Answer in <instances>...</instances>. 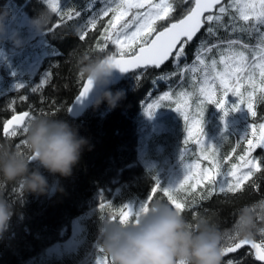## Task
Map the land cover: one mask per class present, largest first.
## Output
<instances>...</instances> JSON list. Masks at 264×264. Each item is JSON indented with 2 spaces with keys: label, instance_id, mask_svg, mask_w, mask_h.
I'll list each match as a JSON object with an SVG mask.
<instances>
[{
  "label": "trees",
  "instance_id": "16d2710c",
  "mask_svg": "<svg viewBox=\"0 0 264 264\" xmlns=\"http://www.w3.org/2000/svg\"><path fill=\"white\" fill-rule=\"evenodd\" d=\"M8 1L0 0V7L7 5ZM14 1L21 8H26L32 18L47 7L44 0ZM88 2L89 0H71L64 4L68 7L62 10L76 8L82 14L78 20H74L70 24L79 23L89 18L91 9L88 7ZM173 3L177 8V12L173 13L175 19L180 18V12L183 9L192 6L191 2L185 5L180 0H173ZM231 11L234 14V10ZM110 18L111 13L108 17L99 18L96 28L90 29L85 41L79 40L74 31H69L68 25H62L56 31H41L40 36H37L36 39L43 40L46 43L44 46L50 49L42 59L38 71L22 88L0 93V122H6L13 115H21L25 111L31 112L34 116L62 119L75 125L79 134L87 137L92 145L90 151L84 150L79 163L69 177L52 175L46 170L40 169L48 181L49 187L46 194L37 195L32 192H24L18 184L13 183L4 182L0 185V194H3L13 204L14 209L9 227L0 238V264H94L99 261L101 255H105L99 252L98 226L105 220H111L113 213L123 209V205L131 203L136 209L140 202L147 201L150 206L156 201H161L174 207L162 192L152 193L151 189L157 187L156 181H159L161 187H169L166 176L167 168L176 160L183 159L178 157L179 152L170 159L168 153H172V151L169 146L167 156L156 164L149 165L144 162V165L140 162V137L144 128L151 126L150 117L145 116L144 108L165 92L179 93L183 90L189 91L193 100L198 103V87H193L194 83L198 84L197 79L193 81L195 73H186V76L183 77L174 76L172 80L161 79L163 74L174 71V65L169 62L161 69H149L138 80L137 73L140 72L138 69L111 86L113 92L119 89L125 93L124 98L115 109H109L105 102L99 107H89L78 118H73L67 111L79 92L82 81L85 80L80 77L78 71L81 59L85 56L97 58L109 54L119 55L116 47L110 43L103 53L96 50L97 43L103 40V29L107 26V20ZM52 21L49 27L61 23L60 17L54 13ZM224 23L229 24L227 16L224 17ZM235 24L237 28L247 26L238 17ZM261 31H264V27ZM237 35L242 36L245 39L243 43L249 44L253 50L260 43L259 34L255 31L251 36L247 32H232L231 25L227 31L220 29L217 35L209 40L211 42L226 41L235 39ZM200 36H203V31ZM190 46L187 49L189 64L194 60L193 53L197 42H193ZM221 47H226V44ZM247 53L251 55L250 52ZM208 55L219 59L215 49ZM1 67L2 64H0ZM50 72H52V76L49 82L44 84L40 91L33 94L32 89L39 86L41 80L45 79ZM181 80H183L182 85ZM259 96L260 93L257 92V101L254 107L257 116L251 117L247 113L249 124L264 123V102L259 100ZM21 97H27V99L22 100ZM175 99L174 96L173 100ZM230 99L233 104L238 102L237 98L232 96ZM164 103L167 105L170 102L165 101ZM207 106L211 113L214 109L213 104ZM174 107L175 103H171L170 107L164 106V109H173ZM41 108H43V112L40 111ZM240 108L247 110L243 105ZM174 116L175 114L168 113L162 117V120L174 121ZM218 123L220 122L218 121ZM166 131L169 132L168 128ZM222 131L227 133L221 138L220 158L222 160L226 156L230 158L225 166L224 170H226L231 163L238 162L236 156L243 154L246 145L241 141V146L236 147L238 140L242 138L235 130L234 132ZM25 137L17 136L7 139L0 135V144H7L17 150L16 146ZM234 148L235 152H233ZM20 151L21 154H25L27 147H22ZM253 155H264V149H256ZM164 160H166V164H160ZM186 160L185 156L184 161ZM202 166L206 167L205 161L202 162ZM218 179L223 180L224 178L219 177ZM204 183L206 184V182ZM257 183L261 184L260 191L254 190V185ZM201 194L207 195V188L201 185H197L192 193L181 194L189 202L195 201L194 207L190 210L186 209L182 215L194 227L198 225L200 219H206L217 226L224 236L226 232L233 230L237 212L242 206L254 205L264 200V172L253 177L245 184L243 191L235 194L227 196L214 194L209 199H200ZM101 203L105 205L104 209L100 208ZM87 212L89 213L83 222L77 246L70 250H63L62 253L56 251L49 253L50 248L57 244L61 245L70 236L73 221ZM130 220H134V218H130ZM262 228H264V222L258 221L254 239L259 242L264 238L259 232V229ZM249 252L252 255H248ZM230 257H241L245 259L246 264H264V262L254 259V252L250 247H245L238 253L224 257L223 264H226V260Z\"/></svg>",
  "mask_w": 264,
  "mask_h": 264
},
{
  "label": "snow or ice",
  "instance_id": "6c2138e0",
  "mask_svg": "<svg viewBox=\"0 0 264 264\" xmlns=\"http://www.w3.org/2000/svg\"><path fill=\"white\" fill-rule=\"evenodd\" d=\"M91 2L102 6L88 19L70 24L82 16L78 9L62 10L60 0H45L48 8L61 20L60 24L49 27L48 30L56 31L62 25H68L69 31H74L79 40L85 41L90 29L96 28L98 19L108 17L111 13V18L107 20V26L103 29V40L97 43L96 50L103 53L109 43L115 46L119 58L115 54L107 57L112 66L121 73L139 69L140 72L137 73L139 80L149 69H161L166 63L171 62L174 71L163 74L161 79L172 80L174 76L183 77L186 73L202 74L198 84H193L194 88L198 87L199 93V100L194 108L188 92H165L147 104L144 112L150 117L158 108L170 107L171 103H175L173 110L183 118L186 132L181 159L184 160L189 152L187 146L192 143L199 148V158L209 161V165L201 168L199 163H185L182 181L174 187L167 188L161 187L159 181H156L157 187L151 189L152 193L162 192L173 208L182 214L186 209H192L195 201L189 202L181 194L192 193L197 185L207 188V195L201 194L200 199H209L214 194L227 196L243 191L248 181L264 172V155H253L256 149H264V123H250L248 133L238 140L236 145L237 148L240 147L241 141L246 144L243 154L236 156L238 162L231 163L226 170L224 169L230 158L226 156L222 160L219 155L220 147L207 145L203 132V115L208 104H215L224 111L225 116L229 111H238L243 105L251 117H256L254 107L257 92L260 93L259 100L264 102V31H261L264 27V0H227L226 3L223 0H194L193 6L183 9L178 19L173 17L177 8L170 0H91ZM180 2L188 4L190 0ZM213 9L217 11L213 12ZM231 10H234V14ZM226 16L229 18V24L224 23ZM237 17L247 26L237 28L235 24ZM229 25L232 32H247L250 36L253 31L258 33L260 40L256 45L258 51L240 39L218 42L209 40V37L216 36L220 29L227 31ZM202 30L203 36H200ZM193 42H197V46L193 53L194 60L189 64L187 49ZM224 44L226 47L222 48L221 45ZM214 49L219 59L208 55L213 53ZM246 51L251 55L246 54ZM51 76L52 72L48 73L40 85L32 89V93L40 91ZM80 77L83 78L82 75ZM195 79L193 76V81ZM182 83L183 80L181 85ZM22 87L17 85L18 89ZM91 88V80L82 81V91L76 97L77 101L86 98ZM229 95L236 97L238 101L230 107L227 106ZM165 101L170 103L166 105ZM40 111L43 112V108ZM67 111L71 109L68 108ZM33 116L31 112L25 111L21 115H13L6 122H0V135L7 139L26 136L28 124ZM24 146L25 139L16 146L17 151L21 152L20 149ZM219 177L224 179L220 180ZM260 189V183L254 185L255 191ZM100 208L104 209L105 205L101 203ZM148 208L147 201L140 202L135 210L131 203L125 204L123 209L113 213L111 220L118 219L121 223L138 221ZM259 232L264 237V228L259 229ZM223 241L224 257L250 246V249L254 250V259L264 262V238L260 242L242 239L232 230L224 234ZM99 252L104 254L100 247ZM248 255L252 253L249 252ZM98 264H110V260L106 255H101ZM226 264H246V261L241 257H230Z\"/></svg>",
  "mask_w": 264,
  "mask_h": 264
},
{
  "label": "clouds",
  "instance_id": "9594fccd",
  "mask_svg": "<svg viewBox=\"0 0 264 264\" xmlns=\"http://www.w3.org/2000/svg\"><path fill=\"white\" fill-rule=\"evenodd\" d=\"M11 15L7 5L0 7V35L6 34V21ZM52 15L47 6L31 18L30 27L36 32L48 30ZM11 39L17 47L22 46L23 40L18 34ZM114 69L108 57L81 59L78 71L83 78L92 81L90 92L95 93L94 107L106 102L109 109H115L124 98L123 90H111ZM25 141V154L0 144V185L4 182L18 184L24 192L37 195L46 194L49 187L41 168L52 175L69 177L84 150L92 148L89 139L81 136L75 125L45 116L32 117ZM13 214V204L0 194V238L7 231ZM258 221L264 222V202L242 206L233 230L240 238L251 240ZM98 231L99 247L110 264H223L220 229L206 219H200L194 227L165 202L152 203L138 221L105 220L99 224Z\"/></svg>",
  "mask_w": 264,
  "mask_h": 264
},
{
  "label": "rangeland",
  "instance_id": "374dc122",
  "mask_svg": "<svg viewBox=\"0 0 264 264\" xmlns=\"http://www.w3.org/2000/svg\"><path fill=\"white\" fill-rule=\"evenodd\" d=\"M68 1L71 0H60V6L62 9L68 7L64 5L65 3H68ZM170 1L173 3V0ZM101 6L102 5L98 3L94 5L92 4L91 0H89L88 7L91 9V14L89 17L98 11ZM7 7L11 10L12 15L8 19L10 20L11 24H7L6 34L0 35V44L3 45V43H5V39L8 40V48L6 49L5 53L3 51L5 48H2L0 45V52L2 53V57L0 56V64H2V67L0 68V93H5L16 89L17 85L24 86L28 84L32 76H34L38 71L42 59L46 54H48L50 49L49 47L44 46L46 43L43 40L36 39V37H34L40 32H36L30 27V20L32 16L29 14L26 8H21V6L14 0H9ZM15 34H18L20 38H22L25 34L30 40L25 41L22 38V46L17 47L11 39V37ZM235 39H240L242 42L245 41V39L239 35H237ZM255 50L258 51V49ZM246 54L248 53L246 52ZM196 75L200 81L202 74L198 72ZM190 103L193 104L194 108L196 102L193 100L192 96ZM232 104V100L228 98L227 106L230 107ZM168 113H171L172 115L175 114L174 121L162 120V117ZM247 113V110L244 108H239L238 111H229L228 115L225 116L224 111L217 108V106L215 111L212 113H210L209 107L206 106L203 115V132L205 143L207 145L220 147L221 152V138L227 133L223 132L222 130L233 132L235 130L241 135V138H243L248 133L250 125L245 121ZM177 114L179 113L173 109H164V106H162L150 116L149 120L151 122V126H145L146 128H144L140 137L141 144L139 148V160L142 164H144V162L145 164L147 163L149 165L156 164L159 160H162L167 156V150L169 146L172 151V153H168V157H170V159L177 152H179L178 157H181L184 148L182 146L184 145L186 132L184 128V120L180 114ZM145 116L147 115L145 114ZM218 121L220 123H218ZM165 128H168L169 132H167ZM187 147L189 148V152L186 155L187 160H176L174 164L167 168L166 176L169 187H174L180 181H182L185 175V163H199L201 168H204L202 166L203 161L206 162V167L209 165V161L199 158L200 151L197 145L189 144ZM160 164H166V160L161 161ZM134 209L135 207L133 205V210ZM89 212L77 217L73 221L72 232L70 236L61 245L57 244L50 248L49 253L52 251L62 253L63 250H70L71 248H75L77 246L79 234L83 229V222L85 221V218H87L86 215ZM94 264H98V262H94Z\"/></svg>",
  "mask_w": 264,
  "mask_h": 264
},
{
  "label": "water",
  "instance_id": "95a60500",
  "mask_svg": "<svg viewBox=\"0 0 264 264\" xmlns=\"http://www.w3.org/2000/svg\"><path fill=\"white\" fill-rule=\"evenodd\" d=\"M226 0H223V2H225ZM194 2V0H193ZM216 9H213V12H215ZM108 55L104 56L107 57ZM117 58H119V55L117 56ZM169 63V62H168ZM167 64V63H166ZM165 64V65H166ZM137 69H131L130 72L127 73H121L119 71V69H114V75L111 81V86H113L114 84L118 83L119 81H121L125 76H127L129 73L135 71ZM84 82H86V79L84 80ZM82 91V86L79 90V92ZM79 92L77 93V95L75 96V98L73 99L71 105H70V109L71 111H69L70 115L73 118H78L81 115H83V113L91 106H93L94 103V99H95V93L94 92H90L88 94V96L86 98H84L82 101H77L76 97L78 96ZM245 247H250V246H245ZM254 251V250H253ZM233 254V253H230ZM228 254V255H230Z\"/></svg>",
  "mask_w": 264,
  "mask_h": 264
},
{
  "label": "bare ground",
  "instance_id": "6f19581e",
  "mask_svg": "<svg viewBox=\"0 0 264 264\" xmlns=\"http://www.w3.org/2000/svg\"><path fill=\"white\" fill-rule=\"evenodd\" d=\"M185 5H186V4H185ZM206 27H207V26H206ZM261 29H262V28H261ZM219 33H220V32H219ZM219 35H220V34H219ZM219 35H218V36H219ZM218 36H217V37H218ZM239 36H240V35H239ZM213 37H214V36H213ZM233 37H234V36H233ZM209 38H211V37H209ZM237 38H238V37H237ZM216 39H217V38H216ZM190 47H191V46H190ZM191 59H192V58H191ZM185 76H186V75H185ZM210 116H211V115H210ZM116 148H117V147H116ZM118 149H119V148H118ZM137 157H138V156H137ZM111 158H112V157H111ZM133 161H134V160H133ZM135 162H136V161H135ZM132 165H133V164H132ZM132 165H131V166H132ZM117 173H119V172H117ZM108 175H109V174H108ZM109 176H110V175H109ZM112 176H113V175H112ZM113 206H114V205H113ZM111 207H112V206H111ZM111 207H110V208H111ZM112 211H113V210H112ZM253 239H254V238H253ZM254 240H255V239H254ZM255 241H256V242H259V241H257V240H255ZM253 252H254V251H253Z\"/></svg>",
  "mask_w": 264,
  "mask_h": 264
}]
</instances>
